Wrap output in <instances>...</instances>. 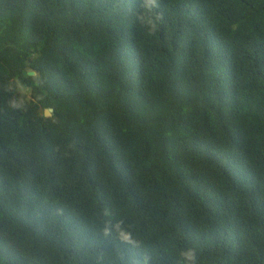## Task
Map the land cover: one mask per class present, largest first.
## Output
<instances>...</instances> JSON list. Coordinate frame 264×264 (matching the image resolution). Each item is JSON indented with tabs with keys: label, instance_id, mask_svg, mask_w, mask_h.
<instances>
[{
	"label": "trees",
	"instance_id": "16d2710c",
	"mask_svg": "<svg viewBox=\"0 0 264 264\" xmlns=\"http://www.w3.org/2000/svg\"><path fill=\"white\" fill-rule=\"evenodd\" d=\"M185 248L264 264V0H0V264Z\"/></svg>",
	"mask_w": 264,
	"mask_h": 264
},
{
	"label": "clouds",
	"instance_id": "9594fccd",
	"mask_svg": "<svg viewBox=\"0 0 264 264\" xmlns=\"http://www.w3.org/2000/svg\"><path fill=\"white\" fill-rule=\"evenodd\" d=\"M115 230L118 234L120 241L129 244H136V241L133 240L131 233L127 231L123 226V221H118L115 225L107 227L105 233L109 234L111 231ZM180 257V264H198V256L195 249L185 248L181 249L178 253ZM148 257H145L144 264H147Z\"/></svg>",
	"mask_w": 264,
	"mask_h": 264
},
{
	"label": "water",
	"instance_id": "95a60500",
	"mask_svg": "<svg viewBox=\"0 0 264 264\" xmlns=\"http://www.w3.org/2000/svg\"><path fill=\"white\" fill-rule=\"evenodd\" d=\"M34 73L35 72H33V71L29 72V74H34ZM51 111H52V109H45L44 115L45 116H50L51 115Z\"/></svg>",
	"mask_w": 264,
	"mask_h": 264
}]
</instances>
